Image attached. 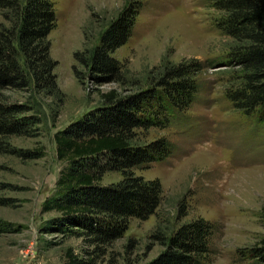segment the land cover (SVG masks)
Instances as JSON below:
<instances>
[{
	"label": "rangeland",
	"instance_id": "obj_1",
	"mask_svg": "<svg viewBox=\"0 0 264 264\" xmlns=\"http://www.w3.org/2000/svg\"><path fill=\"white\" fill-rule=\"evenodd\" d=\"M51 1L57 24L49 40L61 95L38 100L39 124L26 136L13 137L10 153L0 151V264H69L70 251L89 264H148L163 251L151 238L156 230L171 234L199 218L218 229L213 264H264L251 256L264 241V123L236 110L226 97L230 70L221 62L233 40L215 27L224 12L212 6L213 0H133L143 9L131 38L113 57L123 65L128 83L137 86H95L76 77V71L87 72L74 55L88 40L92 46L102 25L131 0ZM164 60H199L206 68L197 76L198 99L183 121L137 131V143L167 138L176 146L167 159L135 170L161 184L156 213L132 219L122 238L100 248L85 236L47 229L60 214L43 212V205L55 197L67 165L57 158L55 135L98 107L102 93L128 95L146 88ZM24 95L13 93L12 101ZM121 179L120 173L108 172L101 184Z\"/></svg>",
	"mask_w": 264,
	"mask_h": 264
},
{
	"label": "trees",
	"instance_id": "obj_2",
	"mask_svg": "<svg viewBox=\"0 0 264 264\" xmlns=\"http://www.w3.org/2000/svg\"><path fill=\"white\" fill-rule=\"evenodd\" d=\"M212 4L224 12L216 29L233 40L221 62L230 70L226 97L236 110L264 123V0H213ZM142 9L141 2L129 1L102 25L92 46L88 47V40L75 53L76 63L87 72L83 76L76 71L79 80L88 79L95 86H137L128 83L113 54L131 38ZM0 14V151L10 153V140L28 135L39 124L38 100L61 95L54 74L58 63L51 56L49 40L57 17L51 0H0ZM205 68L199 60H164L146 88L128 95L115 90L102 93L98 107L55 135L57 158L67 165L56 182L55 197L43 205V212L60 214L47 229L85 236L100 248L122 238L132 219L147 220L156 213L162 202L161 184L137 176L135 170L167 159L176 146L167 138L137 143V131L167 128L177 118L183 121L198 99L197 76ZM18 92L28 95L12 101V94ZM108 172L120 173L121 181L102 185ZM217 231L215 223L203 218L171 234L156 230L151 238L163 251L148 264H213ZM262 244L252 250L253 258L264 259ZM68 257L69 264H89L72 251Z\"/></svg>",
	"mask_w": 264,
	"mask_h": 264
}]
</instances>
